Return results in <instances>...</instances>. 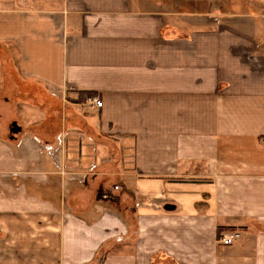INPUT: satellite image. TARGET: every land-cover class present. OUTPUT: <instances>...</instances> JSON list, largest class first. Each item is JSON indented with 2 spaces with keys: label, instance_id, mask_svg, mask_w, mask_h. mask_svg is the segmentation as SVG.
I'll list each match as a JSON object with an SVG mask.
<instances>
[{
  "label": "crops",
  "instance_id": "0c3cea01",
  "mask_svg": "<svg viewBox=\"0 0 264 264\" xmlns=\"http://www.w3.org/2000/svg\"><path fill=\"white\" fill-rule=\"evenodd\" d=\"M11 104L0 264H264V0H0Z\"/></svg>",
  "mask_w": 264,
  "mask_h": 264
},
{
  "label": "built area",
  "instance_id": "2783aa9c",
  "mask_svg": "<svg viewBox=\"0 0 264 264\" xmlns=\"http://www.w3.org/2000/svg\"><path fill=\"white\" fill-rule=\"evenodd\" d=\"M87 105L90 107H101L102 101L99 100L97 97H88L86 100ZM238 236V232L236 231H230L226 233H220L217 236V241L222 245H228L231 244L232 241Z\"/></svg>",
  "mask_w": 264,
  "mask_h": 264
},
{
  "label": "rangeland",
  "instance_id": "374dc122",
  "mask_svg": "<svg viewBox=\"0 0 264 264\" xmlns=\"http://www.w3.org/2000/svg\"><path fill=\"white\" fill-rule=\"evenodd\" d=\"M21 115H23V113L22 112H18L16 110V107H14L13 105H12V107L7 106L6 108H3L2 110L0 109V118L3 119V120H9V119L16 120ZM14 245H16V244H14Z\"/></svg>",
  "mask_w": 264,
  "mask_h": 264
},
{
  "label": "water",
  "instance_id": "95a60500",
  "mask_svg": "<svg viewBox=\"0 0 264 264\" xmlns=\"http://www.w3.org/2000/svg\"><path fill=\"white\" fill-rule=\"evenodd\" d=\"M20 130H21L20 126H18V124L15 121H13L9 127L10 133L13 135L18 133Z\"/></svg>",
  "mask_w": 264,
  "mask_h": 264
},
{
  "label": "trees",
  "instance_id": "16d2710c",
  "mask_svg": "<svg viewBox=\"0 0 264 264\" xmlns=\"http://www.w3.org/2000/svg\"><path fill=\"white\" fill-rule=\"evenodd\" d=\"M89 94H93V92L92 93H89ZM217 233H218V235L220 234V228H218V232ZM103 251H105V249L102 250L101 253H103Z\"/></svg>",
  "mask_w": 264,
  "mask_h": 264
}]
</instances>
